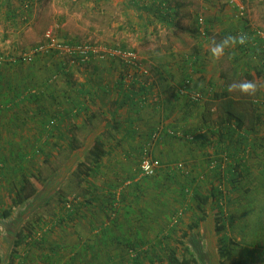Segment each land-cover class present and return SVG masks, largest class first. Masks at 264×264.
I'll use <instances>...</instances> for the list:
<instances>
[{
  "label": "rangeland",
  "instance_id": "374dc122",
  "mask_svg": "<svg viewBox=\"0 0 264 264\" xmlns=\"http://www.w3.org/2000/svg\"><path fill=\"white\" fill-rule=\"evenodd\" d=\"M133 1L134 0H42L40 7L37 9V16L28 25H22L23 23L21 22L18 29H14V27L9 26L8 23L3 21L0 16V56L5 57L6 59H9V57L18 58L21 55L30 54L34 46L45 44V34L48 30L53 32V36L58 43L91 45L96 49V53L90 64L69 66V68L67 67L65 71H61V66L59 65L60 61L63 62V57L57 54L51 56V53L36 56L32 67L39 71L37 72L39 74V79L41 84H45V86L39 85L40 89L38 91L37 89H34L33 91L40 92V90L45 89V94L48 96L51 95L49 93L50 90L54 88L56 91L63 90L61 94L65 93L63 100L60 99L59 96L55 97L51 95V98L48 96L47 100L50 104L48 109L50 112L45 118L43 117L46 121L53 117V111L56 109L57 105L65 107V109L70 108L75 110L74 104L71 103L68 105L66 100H68L69 97L73 101L78 98L77 93L73 91L74 89L85 85L82 83L87 81L85 80V76L89 77V74L95 75L96 79L94 81H97V83H99V78L103 79L104 74L113 75V77L115 76L117 78L126 76V78L128 77L127 82H130V79L137 75L142 78L149 76V82L151 81V83H153L155 90L158 89V86L160 85V82H157V76L155 75V71L157 70L159 72H163L165 76L169 78V86L177 87L176 90L178 91L181 84L183 85L181 82L185 77L192 73L191 69L194 68L195 65L196 67H199V60L202 58L201 61L204 65L203 67L205 68L204 72L202 71L200 74L192 73V76L196 74L201 77L204 76L203 79L205 81L208 76H219L220 73H227V70L231 68H237V73H235L237 77L236 79L241 78L242 75H244L243 71L240 70L241 63L240 60L235 59L237 53L234 50H236L237 46L227 49L225 51V55L220 60L214 61L210 58L209 49L211 45V38H215L219 41L229 35L235 36L241 33L240 30L247 23H250L249 21L251 20L254 27L264 31V0H173L174 2L177 1L182 5H186V8L182 11V15L185 16L191 14L193 23L192 28L195 29V31L200 27L199 19L203 20L204 27L206 31L208 30L205 37L198 31L195 32L193 36H186L182 34L179 38L169 36L170 33H167L165 28L163 29L164 25L156 22L157 19L154 14L148 15L142 11V7L151 6L153 0H135L139 1L140 5H128V3L131 4ZM14 3L18 8V1L14 0ZM149 20L152 21V24L148 27V35H145L143 34L144 25L148 24ZM180 23L185 27L189 26V21H187L184 17L181 18ZM156 32L158 33L159 38L156 35ZM221 33H223V37L220 36ZM113 50L131 53L135 55L136 59L131 60L129 57L124 58L121 56L114 57L111 55V51ZM197 51L200 53L197 54ZM194 61L196 62L195 64ZM29 67H31V65H24L22 67L23 73H26V70ZM8 70L10 72L12 71L10 74L13 76V79L20 76L19 71H22L20 69L14 70L9 68L5 73H7ZM233 71L230 70L232 73ZM171 77H175V80H172ZM65 78H68V84ZM203 79L199 80L200 83ZM70 81L73 85H71ZM141 81L143 82V80ZM127 82L124 81L125 84H128ZM102 83L103 82H100L99 84ZM145 83H148V80H144V84ZM257 85L259 86L257 93L262 92L263 95L264 82L261 84V81H258ZM205 90L206 89L195 92L203 96L201 102L196 104L188 97L181 95L176 97L179 93L177 91L175 93L173 92V96L176 97L174 98L175 100L181 98L179 100L182 110L180 111L178 108H173L172 110L175 109L173 111V115H175V117L168 119V122H171V120L177 121L185 118V121L190 123L198 120L201 121L202 119L200 117L197 118V115L203 111V108L200 112L201 109H199V107H203L205 99L210 98V95H212L208 92L209 88H207L206 91ZM69 93L71 95H68ZM154 93H156V91ZM173 96L171 97L173 98ZM142 98H144V95H141L139 100H142ZM160 98L153 96L150 99L152 101L154 100V103L156 104V101L159 102ZM90 102L91 103H89V105H92L94 108L92 111H86V113L97 112V109L100 108L97 100L95 99ZM149 103L152 104L150 101ZM144 104L145 102L143 100L140 101L137 106ZM38 107L39 106L37 104L34 105V109H37ZM41 107L47 108V103H42ZM257 107H259L258 104ZM151 109H154L153 106H151ZM240 109L244 111V109ZM38 120L40 121V117ZM75 120L76 119L73 121ZM163 121L166 122L167 119ZM29 125L32 126L33 124L29 123ZM36 125L39 126L38 123L34 126ZM61 129L63 132H67L65 127ZM5 131L7 132V136L5 134L3 140L5 138L12 140V135L8 133L10 129L7 127ZM62 131L60 130V133H52V136L49 138L50 142L48 148L49 151L51 150V152L55 154V169H60L70 155V152L67 151V147L69 145L67 140L59 142L58 147L54 146V144L59 140V135L63 133ZM163 132L164 131L161 130L160 133H157L160 135V140H157V145L161 144L166 139H171V137L167 138L168 136ZM36 134H38V132ZM64 135L69 138L68 133H65ZM179 135H182V131H179ZM208 136H211V134H207V137ZM182 137L183 135L180 138L173 137V141H176V150L174 154L179 155L181 158L179 165H183L185 169L181 172V174H188L189 178L187 179V183H191L193 182V179H196L195 183L193 182L195 189L203 188L207 191L209 180L214 178L211 165L217 162L221 163V159L227 160L226 155H221V158H219V156H214L213 158L212 156L213 163L210 164L206 157L207 154H213L214 147L209 146L207 149H202V151L199 149L196 150L195 148L198 147L196 141L188 142L185 136L183 138ZM35 138L37 137L35 136ZM253 138L256 139V144L261 142L259 140L260 137L258 136V133L251 136L252 141L254 140ZM16 139H18V141L21 140L20 137ZM211 141H217V137L212 136ZM149 143H151V140L146 139L145 143L142 142L141 144L133 142V146L137 147L141 145L142 147H146ZM155 143L150 145V151L153 157H155ZM261 143V146L260 144L258 145L260 149L255 152V155H252L253 158L250 157V159L246 161V165L249 164L252 166L253 176L241 180V183L239 184L240 191L233 194L231 198L234 205L224 206L226 212L228 214L231 213L235 217L243 215L244 210L248 211L250 208L255 209L253 215L247 216L248 218L250 217L247 222V219L245 218L246 216H243L245 220L236 219V225L234 228L228 226L229 230H227L234 240L237 242L244 241L246 243L245 245H247V247L243 248L240 253L238 252L235 258L236 261H244L246 264H262L259 260L260 256H262L260 255V252H264V184H262L260 178V170L264 169V138ZM121 147L126 150L128 148V144H121ZM201 155H203V158ZM140 160V156L138 158L137 156L134 158H127L123 161H114V159L106 158L105 160H102V164L98 169L99 174L90 178V184L94 183L97 187L100 185V187L103 189L106 188L107 190L109 188L111 193L115 195V202L120 199L125 200L126 203H128L127 200L131 198L135 199L136 192H139V187L134 185V183L140 181ZM223 160L222 165L225 167L228 162L225 160L224 162ZM160 161L162 162V160ZM41 163L43 164L42 168L44 170L42 176L40 177V181H42V179H44V177L47 176L52 169V167H49L46 163ZM163 164L164 163L162 162V165ZM163 167L165 168L164 165ZM160 174L161 173L157 174L156 179L159 178ZM255 177H257V180H253ZM70 181V183L67 181L64 184H71L72 188H70V186H67L66 188L67 190L70 189V192L74 193L76 186L72 180ZM139 183L143 182L140 181ZM222 187L226 190V194H229L227 190L230 189V187L228 185H222ZM248 189V193H244ZM132 190H134V193L131 192ZM73 195L69 196V200L74 199ZM155 195H157V193H155ZM155 195L154 197L156 198ZM157 196L161 197L162 194L159 193ZM161 198L159 199L163 200ZM199 205L203 207L202 209H205V207L202 206V204L195 198L190 202L185 201L183 206H181L178 210H175L179 212L182 211V220L189 219L190 222V219H193L195 214H198L201 217L203 216V212L200 211V208H198ZM60 207V205H57V207L52 205L50 207L48 206V208L45 207L44 210L41 211V213H43L46 217L47 223H50L53 220L54 214L58 212ZM158 207L159 206H156V209ZM261 208L262 211H259ZM159 209L161 208L159 207ZM109 210V214L111 215L110 219L115 221L117 219L115 216H118L117 209L111 208ZM191 212L192 215L190 214ZM114 213L116 215L113 216ZM80 215L84 217L85 215L88 216L89 213L86 209H83L80 211ZM206 215H208V213ZM108 216L109 215H107L106 219L110 220ZM154 217L155 221L160 222L162 215H160L159 212V214H155ZM86 220V218L81 220V217L79 216L76 222H86ZM131 220L132 222H135L137 221V218L135 220V218L132 217ZM182 220L180 221L181 223L178 224V227L186 229L187 223L183 224L184 222ZM67 226L72 228L71 224H68ZM67 226L62 228L66 229ZM197 230L199 231H197L199 235L198 240L202 242L204 248L209 245V242H212V246H216L219 234L214 233L213 219L206 216V220L200 223ZM134 242V240L118 241L116 243L118 244L116 248L121 250L117 251L119 256H112V263L129 264L132 257L137 255L136 253L131 252ZM153 242L155 244L159 243L158 240ZM164 243L165 249L163 251H161L158 246L153 250L154 253L159 255V260L162 262L165 261L166 253H168L169 248L175 249L181 254L185 251L184 247L186 246V239H184V237L182 238L179 233H176L170 239L165 240ZM111 246H113V242L111 243ZM145 247L146 246L144 245L141 247L144 252H146L144 249ZM241 248L242 247H239V249ZM109 249H111V247L107 248V251ZM251 249L255 250V252L252 256L248 257L247 252ZM151 251L152 250L148 249V253L140 254L141 257H143L142 264H152L151 261L152 258L154 260L155 255L153 256V252ZM139 252L141 253V251ZM64 258L70 259V255L69 257L66 256ZM104 258L105 256H100V263L106 262L105 264H112L110 260L109 262L107 261L109 256H107L106 260H104ZM78 259H80V257ZM114 259L116 262H114ZM154 263L156 264L158 262ZM194 263L195 261L192 262V264Z\"/></svg>",
  "mask_w": 264,
  "mask_h": 264
},
{
  "label": "trees",
  "instance_id": "16d2710c",
  "mask_svg": "<svg viewBox=\"0 0 264 264\" xmlns=\"http://www.w3.org/2000/svg\"><path fill=\"white\" fill-rule=\"evenodd\" d=\"M17 1L19 4L18 8L14 0H0V16L3 21L14 27V29H18L21 22L23 23L22 25L30 24L37 16V9L42 2V0ZM128 5H140V3L134 0ZM185 8L186 5H182L177 1L153 0L152 5L142 7V11L148 15L154 14L157 19L156 22L164 25L163 29L165 28V31L170 33L169 36L179 38L182 34L193 36L195 32H198L197 29L195 31L192 28L191 14L182 15V11ZM182 17L189 21L188 27L180 23ZM150 24H152V21L149 20L148 24L144 25L143 34L148 35ZM157 32L156 35L159 38ZM207 32L208 30L206 35ZM69 44L71 46L74 45L73 43ZM54 55L56 53H51V56ZM2 58L5 62L0 65V77H4L5 74L7 76L3 84L0 83V120L7 122L6 128L10 129L8 133L12 135L13 139L8 140V138H5L2 141V137H0V264L5 263L3 255L6 253V249L14 255V260L10 257L7 260V264H15L17 259H19L20 264L25 261H32L38 253H40L42 258L44 257L43 260L47 264H56L54 253L58 247L53 246L48 239L58 228L66 227L76 221L79 216L82 218L80 211L86 208V197L92 194L88 189L89 187L85 185L90 184L89 180L95 174V169L101 165L102 159L107 155L105 144L97 139L87 148V155L84 159H81L77 155L82 145L75 138H71L67 147V151L70 152L69 157L60 169H55V154L51 150L49 151L48 148L49 138L52 133H60L59 128L61 126H59L60 122L56 116H53L48 121L44 119L50 112L48 109L50 104L47 99L48 96L51 98V95L46 96L45 89L37 92L40 89V84H37L35 80L39 71L32 67L36 56L29 63L24 62L22 57ZM10 59L12 60L10 61ZM27 64L31 65V67L26 70V73H23L22 67ZM59 65L61 66V71H65L67 67L69 68V64L65 61H60ZM9 68L22 70L19 71V74L25 75L23 79L27 80L13 79L10 74L12 71L8 70L5 73ZM155 72L157 82L160 80L163 82L168 81L163 72L157 70ZM136 85L144 87L143 84ZM34 89H37V91H33ZM170 89L175 91L177 87H170ZM42 103H47V108L41 107ZM36 104L40 108L34 109ZM255 105V102L251 100L238 102L231 98L227 92L214 93L203 103L202 126L207 128V134H211V136L207 137L206 134H202L199 142L202 141L206 149L209 146L214 147L213 154H207L206 157L210 164L213 163L212 156L213 158L214 156L221 158V155H226L227 160H224L228 163L223 167V159H221V163L216 160L217 163L211 165L214 178L209 180L207 191L203 188L193 190L192 187L196 179H193L194 183H187L188 174H183L184 183L186 184L181 185V194L182 200L190 202L196 198L205 207V209L201 207L203 216L195 222V226L192 229L199 228L200 223L205 221L207 216L214 220V233H218L219 238L215 247L214 245L212 246V242H209V245L204 248L202 242L198 240V235H195V239H192V236L189 235L184 237L186 239L185 251L181 254L175 249H169L163 262L159 260V255L152 250L153 256L155 255L154 260L152 258V264H155L154 262H158L156 264H192L193 261H195L194 264H246L244 261H236L235 259L237 253L247 247L246 243L234 240L227 230H229L228 226L234 228L236 219L245 220L246 218L247 222L250 219L247 216L253 215L255 209L244 210L243 215L235 217L231 213L228 214L224 206L234 205L231 198L233 194L240 191L239 184L241 180L253 176L252 166L246 165V161L250 157L253 158L252 155H255V152L260 149L258 147L259 144H256L251 139V136L257 134L259 129L258 121L260 119L256 115ZM242 106L245 110L241 112L237 108ZM251 110L253 111L251 112ZM71 114L73 115V113ZM39 117L40 121L38 120ZM29 123L33 125L31 126ZM36 123L39 126H34ZM37 132L38 134H36ZM5 133L7 136L6 131ZM59 136V140L54 144L55 147H58L59 142L64 140L62 135ZM200 136H196V139ZM212 136L217 137V141H211ZM19 137L21 140L18 141L16 138ZM193 140H195V137ZM193 140L189 141L193 142ZM144 148H141L140 157ZM41 162L52 167L51 172L42 181H40V177L44 169ZM260 171V178L262 184H264V169ZM156 176L139 178L143 183H139L140 181L134 183V185L139 187L140 194H142V188L150 189V187H154L153 189L156 190L157 195L160 193V185L163 183L160 179H156ZM70 180L75 183L76 188L78 186L81 189L83 186L81 192L75 193L76 190H74V193H70V196L74 194V199L72 200H69L67 196L66 187L68 183L64 184L67 181L70 183ZM167 180L171 179L168 178ZM253 180H257V177L253 178ZM222 185L230 187L227 190L229 194H226V190ZM248 191L249 189L244 193H248ZM111 198L113 204L115 195L112 194ZM55 202L61 206L60 210L58 209V212L54 214L53 220L47 223L46 217L41 211L45 207L52 206ZM69 203H71L70 208L68 207ZM114 206L112 208L117 209V211L120 210L119 205L117 207ZM259 211H262V208ZM182 213V211L175 212L172 219L174 226H179L178 224L183 217V215L180 216L179 214ZM207 213L208 215H206ZM114 215L116 214L114 213ZM109 216L111 217L110 214ZM243 216L246 217L244 218ZM176 219L177 222H175ZM142 245L143 241L141 240L133 243L131 252L137 255L132 257L129 264H142L143 257L140 254L148 253L142 251ZM239 247L242 248L239 249ZM254 252L255 250H249L247 256H252ZM21 253H23V256ZM260 255H262L259 259L260 263L264 264V252H260ZM78 256H81L80 254L78 255V252H72L70 259L76 262L79 258Z\"/></svg>",
  "mask_w": 264,
  "mask_h": 264
},
{
  "label": "crops",
  "instance_id": "0c3cea01",
  "mask_svg": "<svg viewBox=\"0 0 264 264\" xmlns=\"http://www.w3.org/2000/svg\"><path fill=\"white\" fill-rule=\"evenodd\" d=\"M251 21H249L250 23H247L240 30L241 33L247 32L248 30H259L252 25L253 23ZM249 34L251 36L253 33L249 32ZM220 36L223 37V33H221ZM250 43H248L247 46L237 45L236 50H234L238 55H236L235 59L240 60V70L243 71L244 74L241 78L236 79L237 77L235 73H237V68H231L227 70V73H220L219 76H208L205 81L203 79L204 76L201 77L198 74L192 76V73L200 74L205 70L201 61L202 58H200L199 67H196L195 65L196 68H192V73L185 77L184 80L182 79L183 81L181 80V83H184L188 80L191 85L190 89L192 93L204 89L207 90V88H209V94L227 92L231 98L238 102H248L250 100L254 101L256 104V115L259 116L260 119L258 121L259 129L257 133L260 137L259 140L262 142L264 138V94L262 95V92H258L253 97L242 95L239 92L229 93L227 91L228 85L233 81L248 80L255 81L256 83L261 81V84L264 82V51L258 45V39L252 38ZM198 53L200 52L197 51V54ZM195 63L196 62L194 61V64ZM230 70H234L233 73L230 72ZM5 75L4 77H0V83L2 84L6 78ZM37 75L38 79L36 77L35 81L37 84L43 86L44 84H41L39 74ZM24 77L25 75L17 76L18 80L23 79ZM148 77L149 76L142 78L137 75L132 77L130 82H127L128 77L126 78V76L117 78L115 76L113 77V75L104 74L103 79L99 78V83H103L99 84L97 81H94L96 79L95 75L89 74V77L85 76V80L87 81L82 83L85 85H83V87H78L73 91L77 93L78 98L75 101L70 99V97L68 100H66L68 105L71 103L74 104L75 110L70 108L65 109V107L57 105L56 109L53 111V116H56L60 122L59 126H61V128L65 127L67 131H64V134H69V138H67V136L61 133L60 135L63 136V139L69 141V139L75 138L82 145L77 155L81 159H84V157L87 155V148L97 139L105 144V150L107 152V155L102 160L110 158L114 159V161H123L127 158H134L136 156L138 158L140 156L142 146H133V142L137 144H141L142 142L145 143L146 139L151 140L152 136L155 135V133H160L161 130L164 131V134H167V138L171 137V139H166L159 145H157V141L155 143V153L153 152L155 156L154 158L162 160L164 163L163 165L165 166V168L163 167L160 170L159 173L161 174L158 178L163 183L160 185V193L162 194V198L155 195L156 190L153 189L154 187H150V189H144L140 187L142 188V194H140V190L139 192L137 191L135 199L131 198L127 200L128 203H126L125 200L119 199V201H116L112 204V193L109 188L108 190L106 188L103 189L100 187V185L97 187V185L94 183L86 184L87 186H85L89 187L88 189L92 193L89 197H86L85 200V209L89 215H85L81 218V220L86 218V222L73 221L71 223L72 228L70 226H67L66 229L60 227L56 230V232H54V234L51 235L50 239H48L52 242L53 246L58 247L54 253V261L56 264H105L106 262L100 263L99 261L101 260V255L105 256L104 260H106L107 256H109L107 261L109 262L110 260L112 263V256H119L117 251H120L121 249L119 250L116 248V246H118L116 243L120 240H141L143 241V245L146 246L144 248L146 252L148 249L154 250L157 246L161 251H163L165 249L164 241L170 239L176 233L181 234L182 238L188 237L190 235L192 236V239H195V235H198V228H193L196 230L192 229V227L195 226V222L198 219H201V216L198 214H195L193 219H190V222L189 219L182 220L184 222L183 224L187 223L186 229H181L173 225L172 217L174 216L175 212L185 203V201L182 200L181 185L186 184L184 183L185 178H183L181 172L177 171L179 170L178 165L181 158L179 155L174 154L176 150V141H173V137L180 138L182 135L183 137L185 136V138L188 136L195 137V140L193 141H196V144L198 145V147L195 149L202 151V149L205 147L204 144H202V141L199 142V138H201L200 135L202 134H206L207 136L208 131L205 126H202V120H194L195 122L190 123L186 122L185 118L177 121L171 120L172 123L168 122V119L175 117V115H173V111L176 108H178L180 111L182 110L179 100L181 98L175 100V96H173V98L171 97L173 92L175 93L177 90L173 91L170 89L171 86H169V81L163 82L160 80L158 89L154 90L153 83H151V81L149 82ZM166 78L169 80L168 77ZM65 79L67 82L68 78ZM171 79L175 80V77H171ZM200 79H203L201 83L199 81ZM141 80H143V82ZM144 80H148V83H145V85ZM124 81L128 84H125ZM136 84H143L144 87H140ZM71 85H73L72 82ZM155 91L156 93H154ZM62 92L63 90L56 91L54 88H52L49 93L55 97L59 96L60 99L63 100L65 93L61 94ZM68 95L71 94L69 93ZM141 95H144V98L139 100ZM178 95L180 96V94ZM153 96L156 98L161 97L160 101H156L155 104L154 100L152 101L150 99ZM95 99L100 105V108L97 109V112L86 113L88 110H93L94 107L89 105V103ZM143 100L145 104L137 106L138 103ZM206 100L207 99H205V101ZM149 101L154 105L150 104ZM59 102L61 103L60 100ZM257 104L259 107H257ZM151 106H153V110L151 109ZM173 108L175 109L172 110ZM202 108L203 107H199V109H201L200 112L202 111ZM240 108L244 109L243 106L237 108L242 112ZM252 111L253 110H251V112ZM71 113H73V115ZM201 114L202 112L197 115V118L200 117L202 119ZM77 115H79L80 118ZM1 118H3V116H1ZM74 119L76 120L73 121ZM166 119L167 121L164 122L163 120ZM6 126L7 122L0 120V137H2V141L4 135L6 134L4 131ZM61 128L59 129L62 131ZM179 131H182V135H179ZM196 136L200 137L196 139ZM253 139V141L256 143V139ZM187 141L191 142L189 140ZM261 142L259 143L260 146L262 145ZM125 143L128 144V148L126 150L121 147V144ZM201 156L203 158V155ZM99 167L95 169V174L93 177L99 174ZM168 178L171 180H167ZM68 186L72 188L71 184H68ZM81 189L78 186L77 188L75 187V193L81 192ZM192 189L194 190L195 187L193 186ZM66 191L67 196L69 197L70 193L72 192H70V189ZM131 192L134 193V190ZM159 198L163 200H160ZM57 204L58 203L55 202L53 206L57 207ZM118 205L120 210L117 211L118 216H115L117 219L114 221L110 219V216H108L110 220H107L106 217L109 215V209H111L113 206L117 207ZM156 206H159L162 210L159 209V207L156 209ZM198 208L201 209V206L199 205ZM158 211L160 212V215H162L160 222L154 220L155 214H159ZM190 214L192 215V212ZM132 217H134L135 220L137 218V221L132 222ZM157 240L159 243L155 244L153 241ZM112 242L113 246H111ZM110 247L111 249L107 251V248ZM5 251L6 253L3 255L5 258V263L3 264H7V260L10 257H14V255L11 254V251L9 252L8 249ZM72 252H78V255H81L78 256L80 257L78 261L74 262L72 259L69 260L64 258L66 256L69 257V255L71 256ZM21 255L23 256V253H21ZM43 259L44 257L42 258L40 253H38V255L36 254L32 261H25L23 264H47V262H45ZM12 260H14V258ZM114 262H116L115 259ZM15 264H20L19 259L15 261Z\"/></svg>",
  "mask_w": 264,
  "mask_h": 264
},
{
  "label": "built area",
  "instance_id": "2783aa9c",
  "mask_svg": "<svg viewBox=\"0 0 264 264\" xmlns=\"http://www.w3.org/2000/svg\"><path fill=\"white\" fill-rule=\"evenodd\" d=\"M203 20L199 19V33L201 35H203L204 37L206 36V29L204 27L203 24ZM249 32H252L253 34H249ZM246 33L249 37V42L250 43L252 41V38L258 39L259 40V46L260 48L264 51V31L262 30H248L247 32H243ZM46 37V42L45 44L42 45H37L36 47H34L32 49V51L30 52V54H25L20 56L19 58H23V61L26 63L31 62L35 56L38 55H46L49 53H56L57 55L63 57V61L67 62L69 64V66H76V65H84V64H88L90 61H92V58L94 57L95 53H96V49L94 47H92L91 45H83V44H74V45H70V44H61L58 43L54 36H53V32L48 30L45 34ZM248 43L244 46H247ZM252 44V43H250ZM254 45V44H252ZM111 55H113L114 57H129V59H136L135 55L131 54V53H127L125 51H120V50H113L111 51ZM12 59H10L11 61ZM4 59L2 57H0V65H2L4 63ZM191 86H190V82L187 80L183 83V85L179 88L178 93L181 96H187L188 98H190V100L194 103H199L202 100V96L201 94H197V93H192L191 92ZM160 135L155 134L152 139H151V143L148 144V146H146L144 148L143 154L141 156V164H140V175L139 178H143V177H155L159 171L163 168L162 162L159 159L154 158L151 155V151H150V145L154 144L158 139H159ZM194 137H187V140H193ZM180 172H183L185 169L183 167V165H178ZM68 207H71V203H69ZM67 207V208H68ZM180 216H182V214H179ZM175 222H177V219L175 220Z\"/></svg>",
  "mask_w": 264,
  "mask_h": 264
},
{
  "label": "clouds",
  "instance_id": "9594fccd",
  "mask_svg": "<svg viewBox=\"0 0 264 264\" xmlns=\"http://www.w3.org/2000/svg\"><path fill=\"white\" fill-rule=\"evenodd\" d=\"M249 42V37L246 33H239L235 36L229 35L223 39L217 41L215 38H211L210 45V58L214 61L220 60L224 55L225 51L230 48H234L237 45L244 46ZM259 86L255 81L240 80L233 81L227 87L229 93L239 92L245 96H255Z\"/></svg>",
  "mask_w": 264,
  "mask_h": 264
}]
</instances>
